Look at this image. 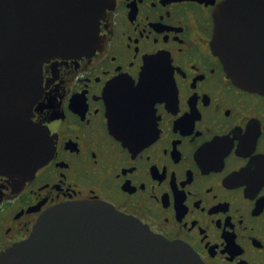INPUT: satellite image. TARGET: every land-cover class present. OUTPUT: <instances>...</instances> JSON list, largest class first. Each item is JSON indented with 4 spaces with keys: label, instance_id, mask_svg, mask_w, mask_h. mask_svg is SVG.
Wrapping results in <instances>:
<instances>
[{
    "label": "flooded vegetation",
    "instance_id": "obj_1",
    "mask_svg": "<svg viewBox=\"0 0 264 264\" xmlns=\"http://www.w3.org/2000/svg\"><path fill=\"white\" fill-rule=\"evenodd\" d=\"M220 1L107 0L100 45L44 63L33 119L55 147L32 175L0 173V253L50 207L101 199L207 264H264V95L213 51ZM130 82L131 146L109 127Z\"/></svg>",
    "mask_w": 264,
    "mask_h": 264
},
{
    "label": "water",
    "instance_id": "obj_2",
    "mask_svg": "<svg viewBox=\"0 0 264 264\" xmlns=\"http://www.w3.org/2000/svg\"><path fill=\"white\" fill-rule=\"evenodd\" d=\"M106 5L107 0H0V173L32 175L50 159V130L32 118L43 65L52 57L93 52ZM213 18L212 48L228 76L264 95V0H222ZM125 92L109 97V127L131 146V82ZM0 264L206 263L190 245L156 234L109 202L83 199L43 212L29 237L0 254Z\"/></svg>",
    "mask_w": 264,
    "mask_h": 264
},
{
    "label": "snow or ice",
    "instance_id": "obj_3",
    "mask_svg": "<svg viewBox=\"0 0 264 264\" xmlns=\"http://www.w3.org/2000/svg\"><path fill=\"white\" fill-rule=\"evenodd\" d=\"M147 79V76L145 77V80ZM143 83V82H142Z\"/></svg>",
    "mask_w": 264,
    "mask_h": 264
}]
</instances>
